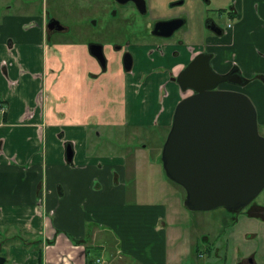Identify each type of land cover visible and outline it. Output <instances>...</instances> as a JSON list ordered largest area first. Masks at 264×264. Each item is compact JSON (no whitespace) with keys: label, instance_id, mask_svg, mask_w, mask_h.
<instances>
[{"label":"crops","instance_id":"crops-1","mask_svg":"<svg viewBox=\"0 0 264 264\" xmlns=\"http://www.w3.org/2000/svg\"><path fill=\"white\" fill-rule=\"evenodd\" d=\"M40 1L0 0L4 264H40L38 247L43 264H87V249L100 264H182L185 257L178 255L188 256L194 249L197 259L213 256L216 242H210L212 252L204 254L196 243L172 251L167 208L129 200L130 153L98 150L91 133L101 138L110 126L135 132L170 127L177 104L187 95L172 76L200 52L211 55L218 73L239 68L246 81L238 89L253 100L264 124V0H212L218 17L209 18L223 28L222 34L212 31L204 42L171 46L166 56L137 49L131 70L122 68L120 52L110 55L107 48L109 63L103 69L86 40H73L69 47L47 35ZM76 47L85 51L69 69L66 57ZM172 49L180 54L173 56ZM163 65L170 69H160ZM110 82L120 94L115 89L111 96ZM99 125L102 130L96 131ZM69 143L74 150L71 162L66 156ZM249 209L250 216L259 210ZM243 259L238 264H248Z\"/></svg>","mask_w":264,"mask_h":264},{"label":"rangeland","instance_id":"rangeland-1","mask_svg":"<svg viewBox=\"0 0 264 264\" xmlns=\"http://www.w3.org/2000/svg\"><path fill=\"white\" fill-rule=\"evenodd\" d=\"M108 1L41 0V8L47 18L46 26L48 21L53 17L59 19L65 26V29L61 31L50 30L47 26V35H54V38L52 37L54 40L57 39L60 42L69 43V47L70 42L73 40L79 43H85L86 40L89 47V40H91L88 35L89 28L99 35V37L91 38H98L104 42L108 40L110 42L121 43V39L124 38V31L119 33L118 29L122 27L128 28L127 26L133 29L135 28V24L132 22L129 25L124 24L121 14L119 12L115 13L112 10L113 5ZM159 1L160 15L176 13L186 20L184 27L179 31V35L183 37L184 43H173L171 44L172 46L180 47L181 45L184 47L187 45V42H204L203 38L212 33V30L207 27L208 18L218 17L213 12L215 2H212V0H184L181 5L173 9L167 7L166 0ZM147 26L144 29L146 33L149 30ZM114 33L116 35L113 37ZM52 38L51 40H53ZM126 39H128V36ZM96 44L102 45L101 43ZM70 49L72 51L76 50V52L72 53L71 57H66V60L70 61L69 69H72L71 64L73 61H76L74 60L75 56L79 52L85 51V49L83 47ZM184 49L186 50V48ZM168 51H170V48ZM110 52L113 53L111 49L108 50L109 54ZM154 56L156 57L158 54ZM111 82L109 84L113 87L110 91L111 96L115 93V89L120 94L121 90L116 86L114 89V84ZM188 92V94H191L192 90H188ZM102 127L99 125L96 131L102 130ZM170 127L166 129L152 128L150 130L140 128L142 129L140 132H135L133 129L125 130L123 128L124 130H117V128L113 129L110 126L109 128L105 127L104 132H107L109 136L106 135L100 138V134L95 136L94 133H91V138L93 143L95 141V144H98L97 149L100 151L109 152L110 154L114 153L115 155L130 153L128 154V173L126 179L129 200L131 203L149 202L163 204L167 208L168 216L165 218V222L169 226L172 251H175L178 247H182V245L186 249L196 243L195 247L199 245L203 247V250L212 252L211 244L216 242L214 245L215 252H212L213 256L207 257L208 253L207 256L197 259L194 249V252H191L188 256L185 255V252L178 255L179 258L185 257L182 264H192L193 261L201 264H238L244 257L246 258L243 261L248 264L251 263L250 260L252 259H254V264H264V189L252 202L253 204L250 209L245 208L233 213H226L227 217L232 216V218H236L235 220L232 219V222L224 223L221 220L226 212L225 208L220 207L213 210L200 211L189 210L184 204L186 196L184 187L166 176L161 162L163 144ZM259 130L264 135V124L260 122ZM91 131L94 132L95 127ZM143 145L146 146L144 147ZM256 207L259 210L251 215L252 218L248 214V209L251 210ZM204 234L208 236L211 244L206 241ZM4 252L0 250L1 255ZM210 260L213 261L210 262ZM10 262L11 260H7L6 264H10ZM173 264H176V262Z\"/></svg>","mask_w":264,"mask_h":264},{"label":"water","instance_id":"water-1","mask_svg":"<svg viewBox=\"0 0 264 264\" xmlns=\"http://www.w3.org/2000/svg\"><path fill=\"white\" fill-rule=\"evenodd\" d=\"M177 21L157 22L154 33L170 36L180 25ZM210 21L208 26L221 34L222 27ZM166 27L170 30L157 31ZM48 28L61 31L65 26L53 17ZM89 48L105 65L102 45L91 44ZM124 60L126 70H131L129 52ZM173 79L185 93L189 89L193 93L177 104L163 144L161 159L166 176L184 187V204L189 210L246 208L264 189V135L259 130L258 110L245 92L216 87L226 80L242 83V75L238 69L227 75L218 73L211 65V55L200 52ZM66 156L73 160L71 143ZM5 261L0 255V264Z\"/></svg>","mask_w":264,"mask_h":264},{"label":"flooded vegetation","instance_id":"flooded-vegetation-1","mask_svg":"<svg viewBox=\"0 0 264 264\" xmlns=\"http://www.w3.org/2000/svg\"><path fill=\"white\" fill-rule=\"evenodd\" d=\"M108 2L113 5L112 10H114L115 13L119 12L121 14V18L124 20V24L129 25V23L132 22L135 24V28L132 29L131 27L127 26L128 28L122 27V28L118 29L119 33L124 31L123 32L124 38L121 39V43L120 42L115 43V41L110 42L107 39H106L107 41L104 42L98 38L97 39L91 38V37H99V35L95 31H91L88 28V35L90 36L89 39H91V40L88 39L90 45L96 44V43H101L103 45L102 49H103V52L105 55V60H106L105 65H103L101 63V61L91 52V54L98 60V62L100 63V65L102 66L103 69H107L108 63H109L107 48L109 50L111 49L112 52H120L121 53V64H122L123 69H127L126 63L124 60V56L127 52H129L132 56V65H131L130 69H135L136 64H137V54H136L135 50L140 49L141 51L142 50L149 51V50L153 49V50L161 53V55L166 56V54L168 53V49L172 46L171 44H173V43L174 44H182L183 37L181 35H179V31L184 27L186 20L184 19V17H182L181 15H178L176 13H168L166 15H160L161 13H159L160 12L159 11V9H160V1L159 0H141L139 3H137L135 0H109ZM183 2H184V0H166V5L169 9H173L176 6L181 5ZM173 19H177L178 21L176 22V24H178V22H179L180 25L176 28V30L170 36H163V35L154 33L155 26H156L157 22L169 21V20H173ZM210 20L211 19L208 18V21H207V27L208 28H210L208 26V24L212 23ZM141 26H142V28H141ZM146 26L149 27L148 33L144 32V29ZM229 26H231V24H229ZM159 30L157 29L158 32H161V31L167 32L170 30V27L159 28ZM212 31L217 33L214 30H212ZM222 33H223V30H222ZM114 35H116V33L113 34V37H114ZM127 36H128V39H126ZM175 36H176V38H175ZM174 38H175V40L173 41ZM96 49H97V47H96ZM89 50H90V48H89ZM174 50L175 49L172 50V55L178 56L180 54V51L179 50L174 51ZM128 61H129V59H128ZM128 61H127V63L129 64ZM130 63H131V61H130ZM188 64L189 63L185 64L180 69H184ZM154 69H156V68H154ZM160 69H170V68H169V66L163 65V67H160ZM229 69H230V71L226 72L225 75L231 73L234 69L239 70V68L235 65ZM239 72H240V70H239ZM173 77H175V76L174 75L172 76V80H174ZM243 79H244V77H243ZM174 81H176V80H174ZM245 81L246 80L244 79L243 82H245ZM242 83L238 84V83L226 80L224 82L219 83L216 87L217 88H223V89H237V90H239L238 87ZM188 93L189 92H187V94ZM191 93H193V91ZM252 204L253 203H251L246 208L251 207ZM221 208H223V207H221ZM226 213H231V212H230V210H228L222 216L221 220H223L224 223H227L232 218V216L227 217ZM206 241H208L210 243L208 236L206 238Z\"/></svg>","mask_w":264,"mask_h":264},{"label":"trees","instance_id":"trees-1","mask_svg":"<svg viewBox=\"0 0 264 264\" xmlns=\"http://www.w3.org/2000/svg\"><path fill=\"white\" fill-rule=\"evenodd\" d=\"M1 102H2V101H0V104H1ZM161 162H162V159H161ZM162 164H163V163H162ZM225 210H226V209H225ZM226 211H228V210H226ZM230 212L233 213L234 211H230ZM232 219L235 220L236 218L233 217V218H231L228 222H232ZM228 222H227V223H228ZM205 236H206V235H205ZM205 236L203 235V238H204V239H205ZM206 238H207V236H206ZM197 246L199 247V250H198V251H199L200 253H204V252H205L204 250H202L203 247H201V246H199V245H197ZM197 246H196V247H197ZM211 248H212V247H211ZM211 248H210V249H211ZM38 250H39V253H40V254H39L40 264H43V255H42L43 253H42V248H41V247H38ZM200 250H202V251H200ZM87 264H96V256H95V255L92 256V255H91V251L88 250V249H87Z\"/></svg>","mask_w":264,"mask_h":264},{"label":"built area","instance_id":"built-area-1","mask_svg":"<svg viewBox=\"0 0 264 264\" xmlns=\"http://www.w3.org/2000/svg\"><path fill=\"white\" fill-rule=\"evenodd\" d=\"M4 112H5V110H4ZM96 264H100V259L99 258L96 259Z\"/></svg>","mask_w":264,"mask_h":264}]
</instances>
